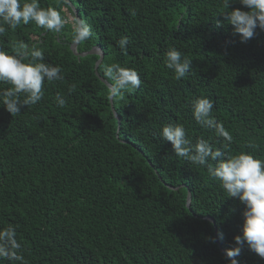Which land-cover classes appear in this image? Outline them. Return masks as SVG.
<instances>
[{"label":"trees","instance_id":"obj_1","mask_svg":"<svg viewBox=\"0 0 264 264\" xmlns=\"http://www.w3.org/2000/svg\"><path fill=\"white\" fill-rule=\"evenodd\" d=\"M39 3L60 11L59 33L30 22L0 37L9 54L20 42L40 50L63 77L45 82L42 100L16 116L0 103V228L15 227L24 264H230L227 250L242 235L244 205L206 167L176 156L159 133L179 124L193 144L205 139L214 149L264 159V31L241 43L224 19V0ZM236 8L248 10L238 2L229 10ZM78 18L92 36L77 49L104 51L101 76L113 86L109 66L140 76L139 88L114 86L119 132L112 89L95 72L100 56L80 57L71 48ZM125 36L127 54L117 45ZM171 48L192 60L179 81L164 63ZM57 94L67 100L64 108ZM199 97L212 100V115L232 135L227 149L214 129L195 121ZM235 259L264 264L247 245Z\"/></svg>","mask_w":264,"mask_h":264},{"label":"clouds","instance_id":"obj_2","mask_svg":"<svg viewBox=\"0 0 264 264\" xmlns=\"http://www.w3.org/2000/svg\"><path fill=\"white\" fill-rule=\"evenodd\" d=\"M234 2L248 10H229ZM224 7V19L233 26V34L239 36L241 43L252 39L257 28L264 31V0H224ZM30 22L55 33H59L65 25L60 11L52 7L42 8L39 0H0V37L9 29ZM217 26H221L219 21ZM91 36V29L84 21H78L73 27V43L85 42ZM129 43L127 36L117 41L118 47L125 54ZM25 60L28 62L25 63ZM43 60L44 54L40 50L29 51L28 45L23 42H20L19 51L15 55L0 47V84L10 85L0 89V103L12 116L19 114L23 106L35 105L42 100L45 82L51 84L63 79L59 65H51ZM164 63L177 81L191 72L192 60L182 56L175 48L166 52ZM106 74L114 81L117 91L129 87L139 88L141 85L139 74L132 69L109 66ZM75 90V84L69 86V93ZM55 100L60 108L67 105V100L60 94L56 95ZM213 108L211 99L199 97L192 103V114L200 126L214 129L216 135L223 138V148L227 149L233 137L223 123L217 122L212 115ZM159 135L162 140L171 143L176 156L197 167H206L209 177L219 182L227 196L237 198L244 205L242 235L234 238L237 246L227 250L230 264H238L235 257L240 255L244 245L264 259V159H258L246 152L231 154L221 148L214 149L205 139H199L193 144L187 137L185 128L179 124L164 125ZM219 235L223 239V233ZM16 237L15 227L0 228V259H6L13 264H24V256L20 252L22 246ZM211 239L214 243L215 238ZM53 260L54 264H63L61 260Z\"/></svg>","mask_w":264,"mask_h":264},{"label":"water","instance_id":"obj_3","mask_svg":"<svg viewBox=\"0 0 264 264\" xmlns=\"http://www.w3.org/2000/svg\"><path fill=\"white\" fill-rule=\"evenodd\" d=\"M78 12H76V14H77ZM78 21H81L79 18H78ZM78 45L79 44H75V43H72L71 44V48H72V50H73V52H74V54H76V55H78V56H80V57H84V56H87V55H94V54H96V55H99L100 57H99V59L96 61V64H95V72H96V74L98 75V77L108 86V87H110L111 89H112V93H111V97H110V101L112 102V108H113V110H114V113H115V116L117 117V119H118V132L120 131V127H121V118L118 116V114H117V112L115 111V108H114V106H113V94H114V86L106 79V78H104L103 76H101L100 74H99V72H98V67H99V65L101 64V62L103 61V59H104V56H105V54H104V51H102L101 49H99L97 46H94L91 50H88V51H84V52H79L78 51ZM166 184V183H165ZM171 189H175V190H177V189H179V187H181V186H179V187H174V186H170V185H168ZM189 201H190V193H189V195H188V203H189Z\"/></svg>","mask_w":264,"mask_h":264},{"label":"rangeland","instance_id":"obj_4","mask_svg":"<svg viewBox=\"0 0 264 264\" xmlns=\"http://www.w3.org/2000/svg\"><path fill=\"white\" fill-rule=\"evenodd\" d=\"M68 19H70V21H73L72 16L70 14H69V18Z\"/></svg>","mask_w":264,"mask_h":264}]
</instances>
